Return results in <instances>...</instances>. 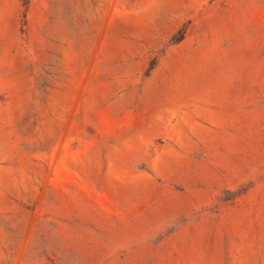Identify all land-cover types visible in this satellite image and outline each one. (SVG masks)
<instances>
[{
	"label": "rangeland",
	"instance_id": "obj_1",
	"mask_svg": "<svg viewBox=\"0 0 264 264\" xmlns=\"http://www.w3.org/2000/svg\"><path fill=\"white\" fill-rule=\"evenodd\" d=\"M0 264H264V0H0Z\"/></svg>",
	"mask_w": 264,
	"mask_h": 264
}]
</instances>
